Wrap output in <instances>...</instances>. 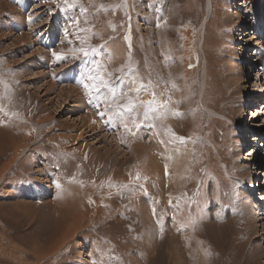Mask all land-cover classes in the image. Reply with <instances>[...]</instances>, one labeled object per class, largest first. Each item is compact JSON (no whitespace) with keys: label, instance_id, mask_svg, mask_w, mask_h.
I'll use <instances>...</instances> for the list:
<instances>
[{"label":"rangeland","instance_id":"rangeland-1","mask_svg":"<svg viewBox=\"0 0 264 264\" xmlns=\"http://www.w3.org/2000/svg\"><path fill=\"white\" fill-rule=\"evenodd\" d=\"M74 2L0 0V149L20 120L33 137L0 176V264H264V0ZM93 47L97 56L79 51ZM97 65L117 87L115 102L83 86ZM129 67L151 84L125 121L117 77ZM153 93L163 119L143 118ZM88 113L100 129L72 142ZM79 145L87 153L72 152ZM3 150L0 169L11 156ZM157 157L167 185L157 182ZM106 180L137 184L102 223L52 248L55 198Z\"/></svg>","mask_w":264,"mask_h":264},{"label":"bare ground","instance_id":"bare-ground-1","mask_svg":"<svg viewBox=\"0 0 264 264\" xmlns=\"http://www.w3.org/2000/svg\"><path fill=\"white\" fill-rule=\"evenodd\" d=\"M3 3V2H2ZM20 41V40H19ZM256 55L258 54V52L255 53ZM30 58V57H29ZM31 59V58H30ZM187 67V66H186ZM53 85V84H52ZM47 86V85H46ZM66 87V86H64ZM42 88V87H41ZM54 89V88H53ZM50 90V89H49ZM63 90V89H62ZM47 91V90H46ZM51 91V90H50ZM54 91V90H52ZM68 91V90H67ZM47 93V92H46ZM65 93V92H63ZM67 93V92H66ZM52 94V92H51ZM77 94V93H76ZM65 95V94H64ZM63 96V95H61ZM72 96V95H71ZM69 96V97H71ZM82 96V95H81ZM49 97V96H48ZM68 97V96H67ZM66 97V98H67ZM68 99H71L69 98ZM73 97V96H72ZM62 98V97H61ZM60 98V100H61ZM75 98V97H74ZM178 98V97H177ZM82 105V104H81ZM53 106V105H52ZM58 108V107H57ZM59 111V110H58ZM57 111V112H58ZM74 111V110H73ZM72 113V112H71ZM86 113V112H85ZM90 113V112H89ZM89 113L87 114L86 118L82 119H78L80 121H83V128L80 131V134L78 135H74L72 136V142L74 141H77L79 140V143H80V140L81 138L83 139V135H84V131L85 130H88L90 129V131L92 130H97L99 128V122L96 121V119L93 117L94 115H89ZM96 115V114H95ZM97 116V115H96ZM95 116V117H96ZM99 117H101L99 114H98ZM99 119V118H98ZM20 120V119H19ZM18 123V126L17 127V131H15L11 134H8V135H4L3 137V143L1 145V149L0 151L3 150L2 154L4 155V152H7V153H11V156H10V159H9V164L6 165V166H3L1 169H0V176H4L6 174V170L8 168H11V166L13 167L14 165H17V163H15L17 160H19V157L22 155L21 152H22V149L25 147V145H27L28 143H30V140L31 138L33 137H30L31 136V126L29 127L28 124H26L24 121L20 120V122H17ZM78 123V122H77ZM106 123V122H105ZM82 124V123H80ZM108 124V123H107ZM76 125V124H75ZM15 127V128H16ZM74 127V126H73ZM100 129V128H99ZM9 130V129H8ZM16 130V129H15ZM3 132V131H2ZM1 132V133H2ZM0 133V134H1ZM7 133V132H6ZM33 133V132H32ZM92 133V132H91ZM95 133V132H94ZM93 133V134H94ZM92 134V135H93ZM35 135V133H34ZM33 135V136H34ZM3 136V135H2ZM59 136V139L62 138V136L58 135ZM67 136V135H66ZM65 136V137H66ZM87 136V135H85ZM90 136V135H89ZM107 136V135H106ZM63 137V138H65ZM36 138V137H35ZM55 138V137H54ZM67 138L66 137V141H67ZM88 138V137H87ZM92 138V137H91ZM98 138V137H97ZM107 138V137H106ZM2 138H0L1 140ZM40 139V138H39ZM39 139H36L39 140ZM85 139V138H84ZM83 139V141H84ZM93 139V138H92ZM95 139V138H94ZM118 139H120V137H118ZM250 141L252 140V137L248 138ZM256 139V138H255ZM34 139H32V142H33ZM62 140V139H61ZM64 140V139H63ZM68 140H70L68 138ZM74 140V141H73ZM96 140V139H95ZM40 141V140H39ZM89 141V140H88ZM100 141V139H99ZM47 142H51L52 144H55L57 142L56 139H53L51 138L50 140H48ZM70 142V141H69ZM252 142V141H251ZM66 143V142H65ZM75 143V142H74ZM82 143V142H81ZM85 143H87L85 141ZM96 144L98 143L97 141L95 142ZM31 144V143H30ZM83 144V143H82ZM94 144V143H93ZM102 144V143H101ZM117 144V143H116ZM119 144V143H118ZM64 145V144H63ZM66 145V144H65ZM75 145V144H74ZM77 145V144H76ZM75 145V146H76ZM69 146V145H68ZM80 146V145H79ZM83 146V145H82ZM82 146L80 147H77L76 149H72L71 147H69V149H71L70 151L74 152V153H82V154H85L87 153L85 149H82ZM95 146V145H94ZM93 146V147H94ZM101 146V145H100ZM103 146V145H102ZM114 146V145H113ZM13 149V151L10 152V149ZM75 148V147H74ZM89 148V147H88ZM118 148V147H117ZM158 152V147H154ZM161 148V147H160ZM59 149V147H58ZM103 149L107 152H110V148L108 149L107 146H103ZM105 153V152H104ZM112 153V152H111ZM110 153V154H111ZM6 154V153H5ZM250 155V154H249ZM6 156V155H4ZM98 156V155H97ZM109 158V157H108ZM137 158V157H136ZM159 158H155L154 159V162L155 164L157 162H159ZM136 161V160H135ZM168 161V159H167ZM69 162V161H68ZM138 162V160H137ZM170 162V161H169ZM168 162V163H169ZM15 163V164H14ZM137 168V167H136ZM154 168L158 169V174H162L160 176H162V180H157V182H164V185H167V182H166V179H165V174L164 173H169L170 174V171H169V167H167V165L165 166H161L159 165L158 163L156 164V166H154ZM155 169V171H156ZM44 170L41 169V170H38V174L40 175H44ZM131 171V170H130ZM154 171V170H153ZM154 171V172H155ZM169 171V172H168ZM180 171V170H179ZM131 173V172H130ZM138 173V172H137ZM172 173V172H171ZM139 174V173H138ZM133 180H136L135 178H137V174L134 173L133 175ZM3 178V177H2ZM156 178V177H155ZM170 178V176H169ZM90 179V178H89ZM168 181V180H167ZM177 181V180H176ZM175 181V182H176ZM137 181L135 182H130L128 180H123L121 183L116 181V182H113V183H109L108 180L106 181H102L101 182V185L98 186L97 183L95 182H91V185H90V192L91 194H82V193H76V192H73L72 188H68V187H65L64 184L61 182V187H65L66 188V191H67V194L68 196H63L62 198H58L56 197L55 198V202H57V204H55L54 206L56 208H59L60 212H59V215L55 216L57 217L56 219V223H57V231H56V234H58V240L55 242V244H53L52 248L54 249H60L61 247L65 246L66 243L72 239V237L75 235L76 231H78L79 229L81 230V228H87V226L89 227L90 225L92 224H100L104 221L105 219V215L109 214L110 211H115L116 209H111L112 206H111V203H114L116 202V199H118L122 193V191H125V189H127V192L129 193L130 191H132V189L135 187V185L137 184L136 183ZM69 183V182H68ZM169 185V184H168ZM263 187H264V184H262ZM51 188H53V184L50 183L49 185ZM89 187V186H88ZM100 188V189H99ZM107 188V189H106ZM97 190V191H96ZM113 190H116V191H113ZM99 191V193H98ZM168 192V191H167ZM126 193V192H125ZM125 193H122V194H125ZM131 195L129 196L131 198V205H134L135 201H136V193H133L131 192L130 193ZM262 195V194H261ZM263 196V195H262ZM137 205V204H136ZM261 205V204H260ZM138 206V205H137ZM26 207V206H25ZM27 208V207H26ZM119 209V208H117ZM58 210V209H56ZM257 212V211H256ZM110 214H116V213H110ZM258 215H263L262 212H257ZM147 215V213H146ZM54 216V215H53ZM148 216V215H147ZM55 219V218H54ZM46 220V219H45ZM44 221V220H43ZM45 222V221H44ZM41 223V222H40ZM43 224V223H42ZM50 234V233H49ZM48 234V235H49ZM46 238V237H45ZM44 239V238H43ZM42 239V240H43ZM39 240V239H38ZM4 241V240H3ZM40 241V240H39ZM5 242V241H4ZM38 242V241H37ZM6 244V243H5ZM10 244V243H9ZM44 244V243H43ZM39 245V244H37ZM46 245V244H45ZM0 246L3 247V242L1 241L0 242ZM13 246V245H12ZM42 246V245H41ZM9 247V246H8ZM38 248V246H36ZM7 248V247H5ZM14 249V248H13ZM17 249H18V246H17ZM15 250V249H14ZM10 252V250L7 248L4 249V252L3 254H8ZM14 252V251H13ZM55 252V251H53ZM43 257V256H42Z\"/></svg>","mask_w":264,"mask_h":264},{"label":"snow or ice","instance_id":"snow-or-ice-1","mask_svg":"<svg viewBox=\"0 0 264 264\" xmlns=\"http://www.w3.org/2000/svg\"><path fill=\"white\" fill-rule=\"evenodd\" d=\"M53 2H55V0H53ZM64 3L66 5H68L69 7H75V2L74 0H72V3H69V0H64ZM87 9L81 7L80 8V12L81 14H85L87 13ZM73 23H76L78 25L79 21L78 20H74ZM159 26V25H157ZM127 39V37H126ZM80 52H82L83 57L84 58H88L90 55L91 56H97L98 50L96 48H91L90 50H85L84 48H81L79 50ZM53 57L55 58V60L57 62L60 61H64L67 58L57 54L55 51L52 52ZM104 70L100 69L99 65H97L95 68L91 69L89 74L87 75V81H91L92 83H84V87L86 89H95L96 92H99L101 87H103L104 89H106L107 93L111 96L112 101L115 102V100L117 99V87L111 82L110 79H105L102 75V72ZM118 71L121 72V76L117 77V80L119 81L120 85H124L125 87H127V91H124L123 88L120 92V96L124 97V96H128V103L127 105L123 106V110L118 112V116L127 121V119L132 118L134 116V114L136 113L137 108L139 107V93L141 91L143 92H147L148 90V86L151 84V81L149 80L147 84H145L143 81L137 82L133 77H134V73L133 70L129 67L128 72L125 73L124 69L121 68ZM109 77L111 76V74H108ZM129 78V84L125 85V77ZM135 91V93L137 94L136 96H129V92ZM153 95V99L151 101H149L147 104L144 105L145 107V111L143 114V118L144 119H148L149 118V114L150 113H157L159 114L160 118L163 119L166 117L167 113L166 112H160V109H164L166 108V105L161 103V104H157L156 100H155V93L152 94ZM105 100H107V97H105ZM90 103H92V101H89ZM94 107H96L97 105H93ZM99 115L101 116V118H103L105 116V112H100ZM176 115H179V113H176ZM111 120V117H109V121ZM134 123L138 124V121L134 120ZM125 127H127V123H125L124 125ZM169 132H171V129H169ZM175 139L183 141L184 138L182 137H175ZM155 211V210H154Z\"/></svg>","mask_w":264,"mask_h":264}]
</instances>
